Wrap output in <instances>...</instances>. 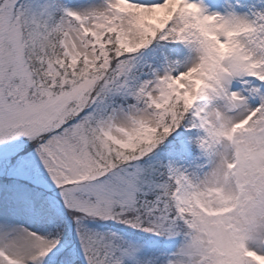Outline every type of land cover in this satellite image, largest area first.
I'll use <instances>...</instances> for the list:
<instances>
[{"label":"snow or ice","instance_id":"snow-or-ice-1","mask_svg":"<svg viewBox=\"0 0 264 264\" xmlns=\"http://www.w3.org/2000/svg\"><path fill=\"white\" fill-rule=\"evenodd\" d=\"M0 264H264V0H0Z\"/></svg>","mask_w":264,"mask_h":264}]
</instances>
